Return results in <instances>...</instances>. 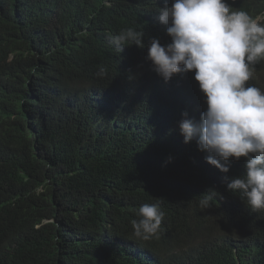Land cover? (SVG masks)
Instances as JSON below:
<instances>
[{
    "label": "trees",
    "instance_id": "obj_1",
    "mask_svg": "<svg viewBox=\"0 0 264 264\" xmlns=\"http://www.w3.org/2000/svg\"><path fill=\"white\" fill-rule=\"evenodd\" d=\"M172 2L0 0V264H264V210L226 190L244 158L225 174L185 144L182 113L206 108L194 72L165 83L145 59ZM127 28L145 48L111 43ZM247 83L264 91V61ZM145 203L166 213L149 241Z\"/></svg>",
    "mask_w": 264,
    "mask_h": 264
},
{
    "label": "clouds",
    "instance_id": "obj_2",
    "mask_svg": "<svg viewBox=\"0 0 264 264\" xmlns=\"http://www.w3.org/2000/svg\"><path fill=\"white\" fill-rule=\"evenodd\" d=\"M157 12L170 42L162 45L151 38L145 59L165 83L194 72L206 105L198 120L182 113L183 142L195 141L205 161L225 174L231 161L244 158L245 172L231 178L226 190L239 194L251 212L264 210V91L247 83L255 65L264 61V14L254 18L233 11L227 0H173ZM143 38V31L127 28L110 41L122 51L131 45L145 48ZM200 204L209 207L210 198ZM135 215L136 240L158 236L166 215L159 203H145Z\"/></svg>",
    "mask_w": 264,
    "mask_h": 264
}]
</instances>
